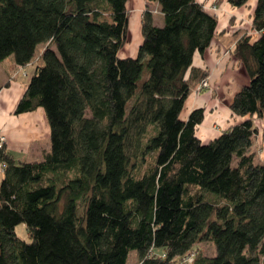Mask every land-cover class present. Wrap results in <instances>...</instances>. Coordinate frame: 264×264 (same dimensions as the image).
Listing matches in <instances>:
<instances>
[{"label": "trees", "instance_id": "obj_1", "mask_svg": "<svg viewBox=\"0 0 264 264\" xmlns=\"http://www.w3.org/2000/svg\"><path fill=\"white\" fill-rule=\"evenodd\" d=\"M147 1L160 3L163 26L145 10L138 54L123 57L129 0H0V62L27 68L44 45L14 113L43 109L51 130L40 160L0 148V264H128L132 251L140 264H264V160L251 152L252 118L264 116V0L257 34L235 43L250 82L230 110L243 121L207 143L205 109L182 111L209 75L194 56L219 22L196 0ZM205 238L213 256L197 246Z\"/></svg>", "mask_w": 264, "mask_h": 264}, {"label": "crops", "instance_id": "obj_2", "mask_svg": "<svg viewBox=\"0 0 264 264\" xmlns=\"http://www.w3.org/2000/svg\"><path fill=\"white\" fill-rule=\"evenodd\" d=\"M196 1L203 3L205 10L211 13L210 8L215 0ZM256 3L257 0H250L241 8H235L231 6L229 0L220 1V12L219 14L216 13L219 22L217 36L212 46L203 55L196 53L194 56V66L208 71L210 74L209 82L211 77L213 78L214 74L219 71L222 64H225L224 61L232 57L235 43L240 36H243L247 29L249 34L255 32L251 30ZM127 4L130 15L129 42L124 47L126 49L123 48V51H121V56L136 57L139 46L143 41V12L147 9L156 10L154 23L160 27L163 26L164 15L161 14V5L158 2L129 0ZM245 17H247L246 20ZM247 19L251 22L250 25L245 24ZM216 63L217 65L212 69L211 65ZM35 67V64H33L27 68H21L15 64L13 57L0 62V134H4L6 137L7 151L13 155L14 159L23 162L40 160L51 148V130L43 109L32 113H24V115L14 113L16 105L28 87ZM217 96L216 90L213 91L212 95L210 93L197 94L196 91H193L187 100L190 111L203 107L207 112L202 125L197 130V135L205 143L220 136V133L225 129L243 121L242 118L234 116L230 110L234 100L231 103L224 104L217 99ZM190 111L188 112L190 113ZM213 125H218L221 131L215 130ZM3 174V166L0 164V182L4 178Z\"/></svg>", "mask_w": 264, "mask_h": 264}, {"label": "rangeland", "instance_id": "obj_3", "mask_svg": "<svg viewBox=\"0 0 264 264\" xmlns=\"http://www.w3.org/2000/svg\"><path fill=\"white\" fill-rule=\"evenodd\" d=\"M219 1H215L213 4L216 5V10L214 8H210V11L213 16H215L218 20V16L216 13L219 14ZM226 3V2H224ZM230 3V1H229ZM211 5V4H210ZM232 6V5H231ZM233 7V6H232ZM151 11L152 14L156 13V10H149ZM216 14V15H215ZM247 17L244 19L246 20ZM250 19V18H249ZM247 19V22L245 24H251V22ZM253 31V29L251 30ZM246 33L248 34V29L246 30ZM244 33V34H246ZM257 33L251 34L252 36L256 35ZM241 37V36H240ZM43 47L44 45L38 46L36 49V56H35V66L38 64L42 65V60L41 56L43 54ZM126 49V48H124ZM234 52L232 53V57L228 59L227 61H224L225 64H222L221 68L219 69L218 72L214 74V77H211V81L209 82V76L206 78V81H202L200 85L193 89L196 91L197 94H206L210 93L212 95L213 91L216 90L218 93L217 99L222 101V103H231L233 101L234 95L242 89L243 86L247 85L250 82V77L247 72L246 66L241 63L238 58L233 55ZM221 58V57H219ZM228 63V67H227ZM215 65H211L212 69L215 68ZM207 82V83H206ZM192 103V102H191ZM205 109V108H204ZM188 111L189 109V102L186 103L184 110L182 111V116L184 118H187L188 115L190 114ZM206 112V110H205ZM207 113V112H206ZM205 113V116H206ZM254 121V126L256 128V134L254 137V145L251 149V152L256 154V160H264V116L263 117H253L252 118ZM214 129L217 130L218 132L221 131V128L218 125H213ZM17 234L25 241H29V235L28 231H26L25 225L21 224L17 226L16 228ZM208 237V236H207ZM198 248L200 249L201 253L203 256L208 257V256H213L216 253V248L215 246L211 243L209 238H205L201 242L197 244ZM128 264H140V260L138 258L137 252L132 251L129 255L128 258Z\"/></svg>", "mask_w": 264, "mask_h": 264}, {"label": "built area", "instance_id": "obj_4", "mask_svg": "<svg viewBox=\"0 0 264 264\" xmlns=\"http://www.w3.org/2000/svg\"><path fill=\"white\" fill-rule=\"evenodd\" d=\"M215 1H219V0H215ZM211 8H214V10H216V5L213 6V4H212ZM5 144H6V137L4 136V134H0V148L3 147V145H5ZM188 261H189V263H193L194 262V258L193 257H189Z\"/></svg>", "mask_w": 264, "mask_h": 264}]
</instances>
